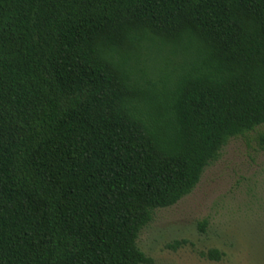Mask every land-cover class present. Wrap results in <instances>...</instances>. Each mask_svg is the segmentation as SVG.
Masks as SVG:
<instances>
[{"label":"trees","instance_id":"1","mask_svg":"<svg viewBox=\"0 0 264 264\" xmlns=\"http://www.w3.org/2000/svg\"><path fill=\"white\" fill-rule=\"evenodd\" d=\"M261 126L264 0H0V264H153L154 212Z\"/></svg>","mask_w":264,"mask_h":264},{"label":"rangeland","instance_id":"2","mask_svg":"<svg viewBox=\"0 0 264 264\" xmlns=\"http://www.w3.org/2000/svg\"><path fill=\"white\" fill-rule=\"evenodd\" d=\"M263 134L261 126L231 139L190 194L154 212L137 242L153 264H264ZM181 239L191 246L177 251L166 248ZM213 248L225 253L221 262L197 254Z\"/></svg>","mask_w":264,"mask_h":264}]
</instances>
